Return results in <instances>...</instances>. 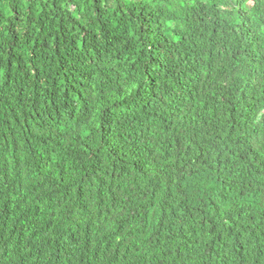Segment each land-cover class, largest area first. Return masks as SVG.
Listing matches in <instances>:
<instances>
[{
  "label": "trees",
  "instance_id": "1",
  "mask_svg": "<svg viewBox=\"0 0 264 264\" xmlns=\"http://www.w3.org/2000/svg\"><path fill=\"white\" fill-rule=\"evenodd\" d=\"M0 264H264V0H0Z\"/></svg>",
  "mask_w": 264,
  "mask_h": 264
}]
</instances>
